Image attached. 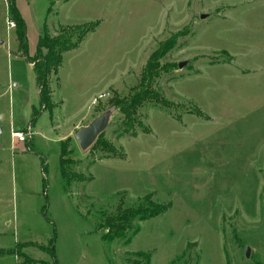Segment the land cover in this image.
<instances>
[{
    "label": "rangeland",
    "instance_id": "374dc122",
    "mask_svg": "<svg viewBox=\"0 0 264 264\" xmlns=\"http://www.w3.org/2000/svg\"><path fill=\"white\" fill-rule=\"evenodd\" d=\"M15 4L25 53L0 0V264H143L136 252L149 264H264V0ZM94 21L50 76L64 104L44 110L29 63L43 26L53 36ZM154 51L165 69L150 82L167 106L144 104L129 130L110 100L137 87ZM31 104L39 115L22 145L10 132L27 130ZM109 109L99 140L81 149L75 132ZM120 208L129 221L117 238L104 223Z\"/></svg>",
    "mask_w": 264,
    "mask_h": 264
},
{
    "label": "trees",
    "instance_id": "16d2710c",
    "mask_svg": "<svg viewBox=\"0 0 264 264\" xmlns=\"http://www.w3.org/2000/svg\"><path fill=\"white\" fill-rule=\"evenodd\" d=\"M8 1V10L9 15L16 21L17 25V41L19 44V50L23 53L27 52V43H26V32H25V22L19 13L15 0H7ZM97 21L92 23H85L79 26L78 31L75 33L67 32L68 29L71 28L67 26L59 27V32L56 35H49L45 26H43L40 34L38 35L36 47L34 53L29 56V63L31 64L33 74L35 77L38 97H39V105L43 109H50L51 107V90L49 86V79L52 74H56L58 68L62 61V55L64 52L75 49L79 43L83 40L85 35L94 30ZM77 27V26H76ZM161 53H156L154 51L148 58L145 63L144 68L141 71V75L137 84V87L133 89V91L126 96H118L114 95L110 100V106L120 111L126 119V124H128V129H132V124L134 120H136L135 115L137 109L142 107L144 104H154L162 107L167 106L166 100L152 87L151 79L159 76L160 72L165 69L161 67L158 63V58ZM195 115H200V111L196 108L190 111ZM30 123H32L36 117H38L39 112L32 108ZM134 133V131H132ZM102 133L96 138L93 144L99 140V137ZM31 140H29L28 144ZM27 144V147H28ZM114 152L113 150L111 151ZM66 150L64 147V143H60V152H59V166H60V174L63 179L67 182L69 181L68 174L66 172V163L68 162L65 159ZM147 199V195L143 196L141 199V203ZM170 203L155 205L154 208L151 209H139L135 210L130 217H136L138 221H143L154 217L163 211H165L169 207ZM140 207V206H139ZM127 211V210H124ZM121 208L117 211L116 214L106 217L105 225L111 226L113 230V237L119 238L128 223L129 216L121 215ZM135 231L133 232V234ZM139 253V257L143 258V264H149L150 261V253L147 252H136Z\"/></svg>",
    "mask_w": 264,
    "mask_h": 264
},
{
    "label": "water",
    "instance_id": "95a60500",
    "mask_svg": "<svg viewBox=\"0 0 264 264\" xmlns=\"http://www.w3.org/2000/svg\"><path fill=\"white\" fill-rule=\"evenodd\" d=\"M200 18H205L206 14H200ZM183 62L178 64V67H182ZM111 117V110H104L97 116H95L88 124L81 126L74 134V137L81 149L85 150L89 148L96 138L104 132L109 119ZM1 130V129H0ZM249 248L245 249V257H248Z\"/></svg>",
    "mask_w": 264,
    "mask_h": 264
},
{
    "label": "built area",
    "instance_id": "2783aa9c",
    "mask_svg": "<svg viewBox=\"0 0 264 264\" xmlns=\"http://www.w3.org/2000/svg\"><path fill=\"white\" fill-rule=\"evenodd\" d=\"M6 24L9 28H14L16 26L14 20L7 19ZM26 129H27L26 131L23 130L11 131L10 135L12 139L16 140L19 143H26L28 138L30 139L33 135V133L30 130L31 128L29 126Z\"/></svg>",
    "mask_w": 264,
    "mask_h": 264
},
{
    "label": "crops",
    "instance_id": "0c3cea01",
    "mask_svg": "<svg viewBox=\"0 0 264 264\" xmlns=\"http://www.w3.org/2000/svg\"><path fill=\"white\" fill-rule=\"evenodd\" d=\"M31 65V64H30ZM35 78V77H34ZM36 83V82H35ZM50 90H51V99L54 101V103L56 104V103H60V104H64V99H60L58 102L56 101V100H54L53 99V89H52V87H50ZM38 93V92H37ZM93 100V98L91 99V101ZM90 101V102H91ZM38 103H39V97H38ZM31 106V110H32V108L33 107H35L34 105H30ZM58 106V105H57ZM56 105H55V107H53V109L52 110H54L56 107H57ZM45 110V109H44ZM43 110V111H44ZM42 111V112H43ZM32 112V111H31ZM41 112V113H42ZM82 117H83V115L81 116V117H75V118H77L76 119V121H74L73 123H72V125L69 127V129H68V131L66 132V133H64L63 134V136L62 137H64V136H67L73 129H74V127H76L77 126V124H79V121L82 119ZM33 124H34V122H32V123H30V121H29V124H28V126L31 128L32 126H33ZM27 126V127H28ZM33 136V135H32ZM31 141H30V143L32 142V137H31V139H30ZM22 145H23V143H21ZM18 145H20V144H18ZM25 147H27V145L25 144Z\"/></svg>",
    "mask_w": 264,
    "mask_h": 264
}]
</instances>
